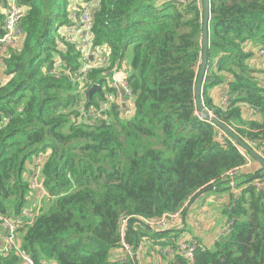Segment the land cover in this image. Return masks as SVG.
Instances as JSON below:
<instances>
[{
  "label": "trees",
  "instance_id": "1",
  "mask_svg": "<svg viewBox=\"0 0 264 264\" xmlns=\"http://www.w3.org/2000/svg\"><path fill=\"white\" fill-rule=\"evenodd\" d=\"M8 2L0 0V37L1 9ZM17 3L26 8L25 37L5 60L11 78L0 86V216L22 219L21 245L35 263L140 264L113 257L122 218L130 217L129 244L155 243L169 232L154 231L141 218L184 212L201 191L213 186L226 191L237 182L248 185L231 195L230 231L212 248L200 246L194 264H264V190L252 184L263 180L264 167L227 178L246 162L237 147L242 146L228 132L237 146L222 144L219 126L201 118L196 104L204 52L202 0H101L93 15L94 44L107 46L109 61L92 69L87 81L102 84L127 64L136 111L122 119L112 106L106 119L90 124L77 122L80 109L99 106L106 91L91 101L82 93L80 82L72 80L81 55L58 33L59 25H71L69 12L77 0ZM209 3L211 80L203 86V107L243 145L254 151L246 141H256L264 149V122L245 121L240 109L247 103L264 116V88L244 51L249 42L264 47V0ZM57 58L70 75L56 79L43 72ZM223 82L230 97L225 110L208 94ZM46 154L40 164L49 200H41L33 221L23 216L36 193L29 185L36 168L29 166ZM0 264L21 262L13 253L0 255ZM170 264L188 263L176 256Z\"/></svg>",
  "mask_w": 264,
  "mask_h": 264
},
{
  "label": "built area",
  "instance_id": "2",
  "mask_svg": "<svg viewBox=\"0 0 264 264\" xmlns=\"http://www.w3.org/2000/svg\"><path fill=\"white\" fill-rule=\"evenodd\" d=\"M18 0H9L7 6H5L4 19L1 26L2 36L0 37V48L7 47L12 51H18L23 44V39L25 37V31L22 26L23 18L26 13L25 7H20L17 3ZM101 0H77V3L70 9L69 17L72 21L69 26H62L65 30L64 34L58 33L64 38V40L76 47V50L80 53V70L78 73L72 76V80L80 82L79 86L81 91L89 99V90L96 84H91L87 81L89 74L92 69H100L108 64L109 59L107 55L109 54L106 45L95 46V35H94V21L93 15L100 6ZM22 40V42H21ZM21 42V44H20ZM260 56L264 59V47H261ZM10 57V54H8ZM8 57V58H9ZM83 60V63H82ZM216 65V64H215ZM6 69V65L4 66ZM121 71H126V65H124L123 70H118L113 72L112 77L108 80L99 84L101 90L106 91L105 101L100 102L99 106H92L88 110L84 107L80 109V115L76 118L77 122H96L99 120L106 119V112L112 107H118L119 115L122 119H130L134 116L136 111L135 97L133 89L128 83L127 76L121 75ZM43 72L48 76L56 79L62 78L64 75H70L71 72L65 70L62 67L61 59L56 60L54 64L50 67H44ZM87 82V83H86ZM105 83V85H103ZM230 105V97L228 92L223 100L222 109H226ZM212 117H214L211 111H208ZM201 118H205L202 117ZM215 118V117H214ZM220 137L219 140L222 144L231 142L235 146V141L228 135V133L221 128H219ZM249 146L254 150V152L261 158L264 159V149L259 148L258 142L256 141H246ZM242 155L246 158V162L243 167L235 168L226 173V177L230 179L236 178L241 174V171L249 170L253 168V158L252 155L244 148L237 146ZM262 167V166H261ZM33 170L34 174L29 177V185L32 191H39L42 193L43 199L49 200V196L45 191V180L42 177V165H36L34 167H29ZM262 168H260L261 170ZM257 189L264 190V178L263 180H256L252 183ZM39 214V207L35 210L32 208H26L23 211L24 217H31L34 221ZM183 210L175 213L165 214L160 218H155L152 220L143 219L141 220L149 226L152 230L157 232H164L170 229L169 227L173 224H177ZM32 221V222H33ZM130 222V217H124L121 219V224L119 228L121 242L117 249L113 252V257L119 262H124L128 258H138V253L140 251L141 245L147 241L143 240L137 248L129 244L126 240V233L128 231ZM231 222L223 229L221 237L227 235L231 228ZM23 222L21 218L12 219L4 218L0 216V255L4 257H9L11 254H15L21 264H36L31 255L22 248V242L19 237V230L22 228ZM2 230V232H1ZM199 245L196 240L191 239H180L178 243L171 247L168 251L171 256H178L184 259L188 264H194L196 259V254L199 250ZM175 256V257H176ZM44 264H53V262H45Z\"/></svg>",
  "mask_w": 264,
  "mask_h": 264
},
{
  "label": "crops",
  "instance_id": "3",
  "mask_svg": "<svg viewBox=\"0 0 264 264\" xmlns=\"http://www.w3.org/2000/svg\"><path fill=\"white\" fill-rule=\"evenodd\" d=\"M5 8L1 9L4 15ZM60 34H64L65 30L60 29ZM22 42V40H21ZM20 42V44H21ZM263 44L247 43L244 46V51L250 54L246 64L248 68L254 71V77L258 86L264 88V59L260 56V48ZM22 48V44H21ZM18 48V49H21ZM9 48H0V86L5 85L10 80L11 76L7 75L5 69V60L11 54ZM128 66V65H127ZM215 70V62L213 64ZM126 71H121V75H125ZM209 74V73H208ZM228 78L226 75H224ZM229 90L228 82H223L209 90V96L212 99L214 106L219 108L223 105V100ZM242 111V118L248 122H255L262 124L264 122V116L260 111L254 110V108L243 103L240 105ZM47 159V154L43 157L35 158L31 162V167L39 165L42 161ZM253 158V156H252ZM253 168L251 171L259 172L261 165L256 162L253 158ZM29 166V167H30ZM256 181V180H255ZM254 181V182H255ZM237 182L231 184L230 190L226 191H212L194 198L193 201L187 206L183 212L180 221L171 225L167 231L169 235L157 238L155 243L145 241L138 253V261L140 264H170V261L175 259V256L169 255L168 251L171 247L175 246L180 239H191L196 240L199 246L212 248L213 245L220 239L223 229L228 225L229 219L226 214L227 210L230 209L231 195H240L244 190L245 186L236 185ZM243 183V180H242ZM43 196L42 193L37 191L35 197L31 202V208L39 207L42 204ZM2 232V230H1ZM53 264H57L53 262Z\"/></svg>",
  "mask_w": 264,
  "mask_h": 264
},
{
  "label": "water",
  "instance_id": "4",
  "mask_svg": "<svg viewBox=\"0 0 264 264\" xmlns=\"http://www.w3.org/2000/svg\"><path fill=\"white\" fill-rule=\"evenodd\" d=\"M203 5H204V21H203V36H204V52H203V57H202V61L200 64V70H199V75H198V79H197V83H196V87H195V95H196V104L199 110V113L203 115V117H205L208 120H211L213 122H215L219 128H221L222 130L228 132L230 135H232L235 140L244 148L248 149V151L251 152L253 158L256 160V162L258 164H260L262 166V168L264 167V159H261L254 151H252L248 146H246L245 144L243 145L242 142L234 135V133L226 126H224L223 124L219 123L216 118L212 117L210 115V113L204 109L203 104H202V98H201V94H202V90H203V86L204 83L206 81H210L211 80V76L208 75V70H209V57H208V49H209V19H210V3L209 0H202ZM101 87L99 84L94 85L90 90H89V99L91 101L93 95L97 92H100ZM217 190V187L213 186L210 188H207L203 191H201L199 194H197L196 198H199L200 196H203L206 193L212 192Z\"/></svg>",
  "mask_w": 264,
  "mask_h": 264
},
{
  "label": "rangeland",
  "instance_id": "5",
  "mask_svg": "<svg viewBox=\"0 0 264 264\" xmlns=\"http://www.w3.org/2000/svg\"><path fill=\"white\" fill-rule=\"evenodd\" d=\"M61 28H62V25H61V26L59 25L58 30L61 29ZM82 63H83V60H82ZM126 67H127V64H126ZM103 85H105V83H104ZM41 161H42V164H43V162H44L45 160L42 158ZM32 201H33V198L31 197V198L29 199V203H31ZM29 206H31V204H29ZM27 208H29V207H27ZM30 208H31V207H30Z\"/></svg>",
  "mask_w": 264,
  "mask_h": 264
}]
</instances>
